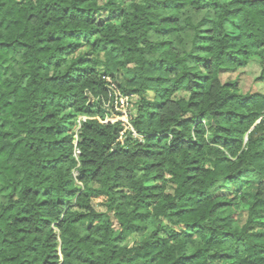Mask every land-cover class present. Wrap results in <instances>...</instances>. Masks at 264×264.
I'll use <instances>...</instances> for the list:
<instances>
[{
  "label": "trees",
  "instance_id": "1",
  "mask_svg": "<svg viewBox=\"0 0 264 264\" xmlns=\"http://www.w3.org/2000/svg\"><path fill=\"white\" fill-rule=\"evenodd\" d=\"M254 57L264 0H0V264H264Z\"/></svg>",
  "mask_w": 264,
  "mask_h": 264
},
{
  "label": "rangeland",
  "instance_id": "2",
  "mask_svg": "<svg viewBox=\"0 0 264 264\" xmlns=\"http://www.w3.org/2000/svg\"><path fill=\"white\" fill-rule=\"evenodd\" d=\"M262 61L254 57L245 67H241L233 71H222L220 73V80L222 84H233L234 88L238 93L246 95L252 92H263L264 86L260 83L259 78L262 73ZM185 93L178 94V98H183ZM138 101L137 97L130 98L128 102V113H129V122L131 123V114L134 111L135 103ZM107 112L108 121H114L111 115L112 107L108 105V102H105L103 107ZM232 192L230 186L225 189L220 190L219 194L224 195Z\"/></svg>",
  "mask_w": 264,
  "mask_h": 264
},
{
  "label": "built area",
  "instance_id": "3",
  "mask_svg": "<svg viewBox=\"0 0 264 264\" xmlns=\"http://www.w3.org/2000/svg\"><path fill=\"white\" fill-rule=\"evenodd\" d=\"M110 90V97L111 101L108 104L111 105V102L113 101V110L111 112V115L113 117V120L115 122H121L126 129H130L133 131L132 126L129 122V113H128V102L130 100L129 97L123 95V93L114 85L113 83H110L109 86ZM108 116L102 123H115L114 121H108ZM80 156V151L78 149H75V157L78 158ZM77 173H75V177H77Z\"/></svg>",
  "mask_w": 264,
  "mask_h": 264
}]
</instances>
